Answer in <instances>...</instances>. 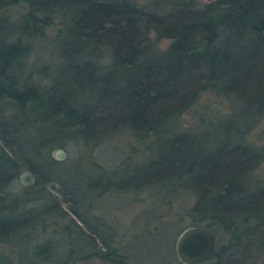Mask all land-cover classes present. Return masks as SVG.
<instances>
[{
    "label": "trees",
    "instance_id": "obj_1",
    "mask_svg": "<svg viewBox=\"0 0 264 264\" xmlns=\"http://www.w3.org/2000/svg\"><path fill=\"white\" fill-rule=\"evenodd\" d=\"M14 7L24 12L10 22L5 12ZM38 48L47 53L46 63L31 66L28 55ZM33 71L49 82H32ZM204 92L225 99L227 112L212 109L181 129L180 116ZM263 118L264 0L200 6L199 0H0V242L67 215L45 188L64 181L50 155L55 146L74 139L97 146L130 131L150 137L154 154L120 166L131 170L125 188L156 187L166 202L180 192L194 196L183 209L192 223L212 228L238 249L222 245L198 264H229L234 254L256 264L264 256V180L254 170L264 159V144L249 143L248 136ZM26 126L35 129L27 141L21 137ZM22 170L33 171L36 182L12 196L7 188ZM111 182L103 189L110 190ZM34 186L45 194L33 195ZM72 223L62 232L75 247L65 253L58 243L35 245V259L26 264L93 257L127 263L100 241L96 227Z\"/></svg>",
    "mask_w": 264,
    "mask_h": 264
},
{
    "label": "rangeland",
    "instance_id": "obj_2",
    "mask_svg": "<svg viewBox=\"0 0 264 264\" xmlns=\"http://www.w3.org/2000/svg\"><path fill=\"white\" fill-rule=\"evenodd\" d=\"M205 2L208 1L199 0V6ZM23 12L24 9L14 7L5 14L10 22H14ZM54 30L55 28L48 29V35H53ZM39 39L41 38H37L34 42L39 43L40 46L42 41ZM159 44L165 47L168 40H160ZM44 46L45 42L41 47ZM42 50L38 48L28 55L29 64L34 63L31 66L38 64L40 60L46 63L47 53ZM56 55H51V58L58 60ZM56 65L54 64L53 71ZM29 79L38 84L49 82L45 75L36 71H33ZM227 105L228 103L222 97L211 92H204L198 102L180 116V128L184 130L191 127L198 122L200 115L210 113L212 109H217L218 115L227 112ZM34 134L35 129L26 126L21 137L27 141L31 140ZM248 141L257 145L264 144V118L250 132ZM153 144L150 137L139 139L132 132L124 131L102 140L97 146L84 144L75 139L65 140L61 146H55L50 152L51 158L54 157L53 152L58 148L63 149L65 153L64 160L57 159L55 163V169L57 166L59 168L56 174L64 181L55 180L45 183V188L57 197L67 215L47 220L45 227L36 226L30 231L23 230L11 241L0 242V252L9 255L16 264H23V260L26 264L31 259H35L31 254L35 245L45 244L47 247L56 248L54 244L58 243L61 250L67 253L66 251L75 245L70 242L71 236L64 235L62 231L67 232L73 229L75 226L72 221H76L85 229L96 227L99 233L96 236L100 241L103 238L111 244V247L117 248L122 257L127 260L126 264H181L175 251L176 238L184 228L194 225L183 210L185 205L189 206L194 202V196L188 192H180L176 198L167 199L169 202H166L161 200L162 193L156 187L127 189L125 186L131 183L129 180L131 170L128 167L120 168L124 164H141L151 158L154 154ZM116 168L120 169L114 170ZM254 171L256 177L264 180V159ZM20 175L21 173L7 188L8 192L13 194L12 196L22 194L25 190V186L19 180ZM109 178L115 188L111 186L110 190L103 189ZM40 187L34 186L33 195L45 194L39 191ZM67 188L75 190V195L71 196ZM72 208L79 212L84 221L79 220L80 218L72 212ZM67 226V230H64ZM216 239L217 249L223 245L228 247V252L238 253L236 247H229L228 238L218 235ZM257 247L258 245L255 244L254 248L258 249ZM40 249H44L43 253L48 250L44 247ZM242 256L234 254L229 258V264H247L248 258L242 259ZM64 257L62 254L60 260ZM72 259H77L75 254ZM52 263L54 261H49L47 264ZM69 264L111 263L93 257L77 259ZM256 264H264V256L257 259Z\"/></svg>",
    "mask_w": 264,
    "mask_h": 264
},
{
    "label": "water",
    "instance_id": "obj_3",
    "mask_svg": "<svg viewBox=\"0 0 264 264\" xmlns=\"http://www.w3.org/2000/svg\"><path fill=\"white\" fill-rule=\"evenodd\" d=\"M53 153L54 158L64 160L63 149L58 148ZM19 180L26 187L32 186L36 182V175L33 171L24 170L21 172ZM176 240L175 251L178 261L183 264H196L203 260H211L217 251L215 232L212 228L202 224H194L184 228ZM0 264H16V262L6 253L0 252Z\"/></svg>",
    "mask_w": 264,
    "mask_h": 264
}]
</instances>
